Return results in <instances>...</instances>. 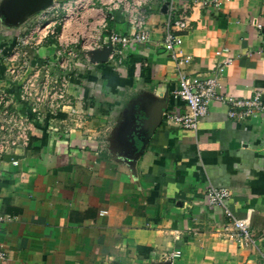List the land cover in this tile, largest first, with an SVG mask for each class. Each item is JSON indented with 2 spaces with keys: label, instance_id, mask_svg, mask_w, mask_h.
Masks as SVG:
<instances>
[{
  "label": "crops",
  "instance_id": "0c3cea01",
  "mask_svg": "<svg viewBox=\"0 0 264 264\" xmlns=\"http://www.w3.org/2000/svg\"><path fill=\"white\" fill-rule=\"evenodd\" d=\"M160 1L141 6L151 41L112 53L105 38L134 31L129 9L110 10L109 0H0V73L27 22L59 5L61 39L26 54L31 64L64 61L63 102L71 99L82 120L51 129L38 117L28 146L0 154V264H170L175 251V264H264V111L235 120L213 100L196 130L164 118L185 104L172 96L180 74L162 47ZM176 1L193 57L183 73L204 77L230 57L221 92L264 99V0ZM11 22L21 29L14 36ZM210 186L230 191L229 207L249 222L255 244L233 238L225 209L208 203Z\"/></svg>",
  "mask_w": 264,
  "mask_h": 264
},
{
  "label": "built area",
  "instance_id": "2783aa9c",
  "mask_svg": "<svg viewBox=\"0 0 264 264\" xmlns=\"http://www.w3.org/2000/svg\"><path fill=\"white\" fill-rule=\"evenodd\" d=\"M123 0H109L110 10L125 8L131 12V22L134 26V31L131 33L123 34L119 31H112L108 37H106L105 43H107L113 49L112 53H122L123 50H117L121 46L126 50L132 42L148 43L151 41V32L147 26V14L142 10L141 6L150 0H134V5L122 4ZM216 4H219L218 0H215ZM176 0H161L160 11L165 15V35L162 41L163 49L170 54V56L176 61L179 77V86L174 90L172 96L175 100H178L185 104V110L181 108H173L167 110L164 113V118L173 122L175 125L187 129L196 130L199 127L200 122L209 113L210 104L213 100L224 102L228 106V116L235 120H249L255 114L264 111V99L261 92H255L250 97L245 98H232L224 92H221L220 77L224 74L226 67L232 63V58L221 60L213 69L211 74L204 77H191L188 74H184L182 66L184 64H190L193 61L192 55L186 53L183 50L184 32L189 27V19L186 11H183L176 5ZM59 5H50L46 11L40 16L37 22L31 27V29L23 34L18 42L24 47L21 49L12 50L9 52L7 61L10 62L6 70L9 74H12L14 81L20 80V76L26 75V83L32 84L35 80L34 76H43L45 73L55 70L57 73L56 80L63 87V91L60 97L64 101V81L61 77V73L57 69L58 65L65 64L64 61L58 60L55 63L43 59L40 63L30 64L29 62H23V58H27L26 49H37L44 45L51 38L61 39L62 30L65 27V19L63 17L55 18L53 11L55 8H59ZM128 6V7H127ZM59 27L62 28L59 30ZM264 32V28H262ZM100 36L97 37L94 43H90L87 47L88 50H92L98 45ZM73 42H68L62 45L63 53L72 48ZM228 51L229 49L223 48ZM71 50V49H70ZM84 55L87 56L86 53ZM68 56V54H67ZM61 61V62H60ZM69 62L71 60H65ZM8 65V64H7ZM57 65L56 67H54ZM5 70V71H6ZM29 77V78H27ZM60 77V78H59ZM25 81V80H24ZM41 82V81H40ZM50 82H52L50 80ZM49 82H43L40 88L47 87ZM53 83V82H52ZM27 85V86H28ZM37 99H41L39 96ZM10 100L6 91L0 88V133L3 130H14L9 137H3L0 135V154L4 153L10 147L15 145L28 146L31 143L32 127L30 117L21 116L18 111L14 112L11 123L12 128L5 123L6 119H3V114L6 112V107ZM32 121L38 117L34 113ZM14 164H17V160H13ZM206 197L209 205L221 206L225 209L228 217V224L233 225V238L238 242L240 246H249L255 244V236L252 232L251 225L248 221L238 218L229 207V200L231 197L230 191L226 187L210 186L206 191ZM4 218L0 216V220ZM181 255L180 251L170 253V264H175V260ZM7 254L5 250L0 248V260L6 258Z\"/></svg>",
  "mask_w": 264,
  "mask_h": 264
},
{
  "label": "rangeland",
  "instance_id": "374dc122",
  "mask_svg": "<svg viewBox=\"0 0 264 264\" xmlns=\"http://www.w3.org/2000/svg\"><path fill=\"white\" fill-rule=\"evenodd\" d=\"M44 0H41V5H43ZM41 10V9H40ZM39 11L35 12V15L38 16ZM37 18V17H36ZM35 17H33L34 22L37 20ZM33 21L27 22V27L23 31H21L17 38H16V44L13 47H9L10 51H14L16 49H21V47L25 46L21 45L18 42V39L25 33H27L28 29L34 25ZM17 25H14L13 22L10 23L9 31L12 32V36H14L17 32V30H21L20 27H15ZM17 28V29H15ZM1 32V31H0ZM12 38V37H9ZM51 41V39H49ZM73 46V44H72ZM8 50V48H7ZM8 54H6L5 58L7 59ZM11 54V52H10ZM27 60L23 58V62L27 63L29 62L31 64V60L27 55ZM50 60H47V62ZM8 62V61H7ZM10 62H8V66ZM33 64V63H32ZM55 65L54 67H56ZM6 70V69H5ZM3 71L0 73V88L7 92L8 97H10V100L12 99L6 107V112L3 114V119H6L5 123L9 126V128H12L11 119L12 116L15 115V113H18L21 116L30 117L31 122L36 123L33 119L32 113L35 114L36 117H41L43 119L47 120L46 125L49 126L51 129H55L58 127H73L78 126L80 127L82 120L75 118L76 115H74L76 108V104L71 100H67L66 102H63V98L60 97V94L63 91V87L60 85V82L58 83L56 80L57 73L55 70L45 73L43 76H34V79H38V81H34L32 84L28 85L26 83V75L20 76V80L14 81V77L12 74H9L8 71ZM29 78V77H27ZM60 78V77H59ZM25 80V81H24ZM50 80L53 82H50ZM41 81V82H40ZM43 82H49L47 87L40 88L41 83ZM28 85V86H27ZM68 93V92H67ZM69 94V93H68ZM40 97L41 99H37V97ZM65 114V117H62ZM65 118V119H64ZM84 121V120H83ZM65 128V129H66ZM14 130H3L0 135L3 137H9Z\"/></svg>",
  "mask_w": 264,
  "mask_h": 264
},
{
  "label": "water",
  "instance_id": "95a60500",
  "mask_svg": "<svg viewBox=\"0 0 264 264\" xmlns=\"http://www.w3.org/2000/svg\"><path fill=\"white\" fill-rule=\"evenodd\" d=\"M51 1H52V0H44V3H45V4H51Z\"/></svg>",
  "mask_w": 264,
  "mask_h": 264
}]
</instances>
